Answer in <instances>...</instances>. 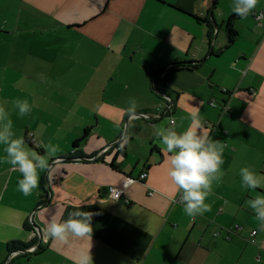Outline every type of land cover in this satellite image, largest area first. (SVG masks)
I'll use <instances>...</instances> for the list:
<instances>
[{
  "label": "crops",
  "instance_id": "obj_1",
  "mask_svg": "<svg viewBox=\"0 0 264 264\" xmlns=\"http://www.w3.org/2000/svg\"><path fill=\"white\" fill-rule=\"evenodd\" d=\"M0 39V107L50 165L24 196L0 145V264H74L88 249L93 264H264V232L246 206L264 195V0L243 18L232 0H0ZM177 62L199 66L166 73ZM193 115L224 146L211 211L194 218L156 136L161 126L185 131ZM243 167L259 187H241ZM127 177L114 200L108 188ZM77 210L93 213L91 239L45 238L51 217ZM13 243L36 251L10 260Z\"/></svg>",
  "mask_w": 264,
  "mask_h": 264
},
{
  "label": "clouds",
  "instance_id": "obj_2",
  "mask_svg": "<svg viewBox=\"0 0 264 264\" xmlns=\"http://www.w3.org/2000/svg\"><path fill=\"white\" fill-rule=\"evenodd\" d=\"M259 0H232V11L246 17L256 9ZM127 113L130 119L135 118L137 102L130 98ZM13 107L20 117L31 112V104L27 99L17 98L13 101ZM13 122L3 107H0V145H4V162L18 169L22 178L18 181V190L29 196L33 189L39 185V171L49 169L50 165L46 156L39 155L26 149L22 138H15L12 130ZM156 136L166 154L170 167L168 175L180 194V203L183 211L189 217L203 215L211 211V206L206 203L212 193L213 183L220 182L224 173L221 167L223 160V144L220 141L210 139L209 132L197 121L195 115L192 122L183 132H176L171 127H159ZM127 142V136L123 137ZM124 144H121L123 148ZM48 156H54L58 151V145L45 146ZM171 154V155H168ZM241 187L254 190L259 187L261 181L249 168L240 169ZM258 223L259 231L264 232V195H257L246 201ZM93 213L88 211H73L67 220H59L56 216L49 219L43 229L45 238H52L66 242L68 238L76 237L87 239L92 237ZM264 246V241L261 242ZM74 264H93L91 249L81 251Z\"/></svg>",
  "mask_w": 264,
  "mask_h": 264
},
{
  "label": "trees",
  "instance_id": "obj_3",
  "mask_svg": "<svg viewBox=\"0 0 264 264\" xmlns=\"http://www.w3.org/2000/svg\"><path fill=\"white\" fill-rule=\"evenodd\" d=\"M227 30L230 33L231 36H235L236 32L234 31V29L232 28V20L230 19L227 25ZM198 64L192 63V62H177L174 65H172L170 68L166 69V73H170V72H174V71H179V70H184V69H188V70H194L198 68ZM231 95V93H229ZM88 131H86L87 133ZM85 138L86 136H83L82 139L78 140L75 144L74 147H78L80 143L85 142ZM77 158L83 159L82 157H76V156H72L71 159L75 160ZM33 245V244H32ZM32 245H27V244H21V243H13L11 245H9V251L10 253H14V252H22L27 250L28 248H31ZM41 249V247L38 248V250Z\"/></svg>",
  "mask_w": 264,
  "mask_h": 264
},
{
  "label": "built area",
  "instance_id": "obj_4",
  "mask_svg": "<svg viewBox=\"0 0 264 264\" xmlns=\"http://www.w3.org/2000/svg\"><path fill=\"white\" fill-rule=\"evenodd\" d=\"M262 15V14H261ZM225 92H226V90H224ZM210 105L212 106V107H216V103L214 102V101H212L211 103H210ZM225 108H224V112L228 109V107H227V105H225L224 106ZM174 122H172V124H173ZM146 177H147V174H143L142 176H141V181H143V180H145L146 179ZM133 181H135V179H133V178H131V177H127V178H125L124 180H123V182H122V184H121V186H110L109 188H108V194L110 195V197L111 198H113L114 200H116V201H119L122 197H123V193H124V190L133 182ZM177 202H180V197L177 199ZM37 234L38 235H41V232H40V230L38 229V231H37ZM256 235H257V231H253L252 232V238H251V243H254L255 242V237H256ZM25 251H30V252H35L36 251V247L35 246H33V247H31V248H28L27 250H25ZM19 254V252H14V253H12L11 255V258H10V260H12L15 256H17Z\"/></svg>",
  "mask_w": 264,
  "mask_h": 264
},
{
  "label": "rangeland",
  "instance_id": "obj_5",
  "mask_svg": "<svg viewBox=\"0 0 264 264\" xmlns=\"http://www.w3.org/2000/svg\"><path fill=\"white\" fill-rule=\"evenodd\" d=\"M5 42H6L5 40H1V39H0V44H1V43H5Z\"/></svg>",
  "mask_w": 264,
  "mask_h": 264
},
{
  "label": "water",
  "instance_id": "obj_6",
  "mask_svg": "<svg viewBox=\"0 0 264 264\" xmlns=\"http://www.w3.org/2000/svg\"><path fill=\"white\" fill-rule=\"evenodd\" d=\"M77 159H80V158H77ZM80 160H82V159H80Z\"/></svg>",
  "mask_w": 264,
  "mask_h": 264
}]
</instances>
